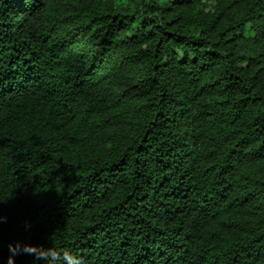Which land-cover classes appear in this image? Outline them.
Wrapping results in <instances>:
<instances>
[{"label":"trees","instance_id":"trees-1","mask_svg":"<svg viewBox=\"0 0 264 264\" xmlns=\"http://www.w3.org/2000/svg\"><path fill=\"white\" fill-rule=\"evenodd\" d=\"M0 215V264H264V0H0Z\"/></svg>","mask_w":264,"mask_h":264},{"label":"clouds","instance_id":"clouds-1","mask_svg":"<svg viewBox=\"0 0 264 264\" xmlns=\"http://www.w3.org/2000/svg\"><path fill=\"white\" fill-rule=\"evenodd\" d=\"M5 219L2 215H0V221ZM10 245V249H11ZM29 251H37L36 249H29ZM67 254H61L60 256H56L54 254V251L52 249H45L38 252L37 258L42 259L44 261V264H62V257L66 256ZM11 259V258H10ZM68 262L69 264H81L80 261L76 260L74 257L68 256Z\"/></svg>","mask_w":264,"mask_h":264}]
</instances>
